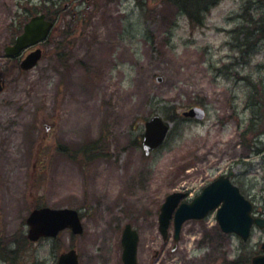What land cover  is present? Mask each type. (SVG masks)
Listing matches in <instances>:
<instances>
[{
  "label": "rangeland",
  "instance_id": "rangeland-1",
  "mask_svg": "<svg viewBox=\"0 0 264 264\" xmlns=\"http://www.w3.org/2000/svg\"><path fill=\"white\" fill-rule=\"evenodd\" d=\"M193 2L192 23L173 0H0V264H54L71 248L80 264H122L127 223L138 264H250L259 253L264 229L244 243L219 232L215 212L186 222L174 252L173 225L169 241L159 232L169 194L189 202L227 172L264 218V0ZM67 3L42 60L8 74L3 49L21 23ZM194 106L205 119L181 122ZM156 115L171 131L146 157L144 123ZM94 144L102 154L87 163L64 153ZM36 206L78 209L84 233L30 243Z\"/></svg>",
  "mask_w": 264,
  "mask_h": 264
},
{
  "label": "water",
  "instance_id": "water-1",
  "mask_svg": "<svg viewBox=\"0 0 264 264\" xmlns=\"http://www.w3.org/2000/svg\"><path fill=\"white\" fill-rule=\"evenodd\" d=\"M52 27V22L47 21L44 15H38L30 19L23 28V33L15 38L13 45L5 48L6 57H14L24 49L44 41ZM42 51L37 49L31 52L19 63L22 71H28L36 66L42 57ZM3 90L2 77L0 75V93ZM183 117L202 120L204 111L200 108H192L184 112ZM169 125L154 116L144 125L142 136V149L146 156L157 150L164 142ZM183 193H173L166 197L162 204L158 218L159 231L163 238L168 236L171 220L174 225V241L180 237L182 225L188 220H200L207 214L217 209L216 220L224 233H235L243 241H247L251 228L255 224L260 229L264 228V219L251 216L252 204L246 200L237 187L230 183L229 176H221L203 189L200 195L190 203H181ZM28 226L27 238L35 242L40 238H54L65 229H70L73 234L80 235L83 231L78 212L71 209H51L43 207L33 210L26 219ZM123 264H137L136 252L138 234L126 225L122 234ZM261 255L255 256L252 264H264V244L261 246ZM57 264H78L74 250L62 254Z\"/></svg>",
  "mask_w": 264,
  "mask_h": 264
},
{
  "label": "trees",
  "instance_id": "trees-1",
  "mask_svg": "<svg viewBox=\"0 0 264 264\" xmlns=\"http://www.w3.org/2000/svg\"><path fill=\"white\" fill-rule=\"evenodd\" d=\"M179 1L173 0V4L176 5V6H179V7L183 8L185 10V12H187L189 19L193 23V15H192V12H190V10H192L193 8H195L196 3L193 2L194 0H179ZM53 15L54 14H52V15L51 14H46V16L48 18L53 17ZM23 23H21V24H23ZM61 45L62 44H60V46ZM60 46L57 47V50L60 49ZM58 55H62V53H58ZM10 62H12L13 67H11L10 70L8 69L9 70V71H7L8 74L11 73V71L13 70V68H16L17 67L16 62H14V61H10ZM174 118H177V117L174 115V117L172 118V120ZM138 143H139V141H138ZM94 145H95L94 147L93 146L92 147L86 146V147L82 148L79 151L71 152V151L68 150V151H64V153L65 154L67 153V156L70 157V158H73V159H76L77 157L80 156L85 161V163H87L88 161H90V159L93 156H96L97 157V156H100L102 154V152L98 148V144H94Z\"/></svg>",
  "mask_w": 264,
  "mask_h": 264
},
{
  "label": "bare ground",
  "instance_id": "bare-ground-1",
  "mask_svg": "<svg viewBox=\"0 0 264 264\" xmlns=\"http://www.w3.org/2000/svg\"><path fill=\"white\" fill-rule=\"evenodd\" d=\"M143 195H144V193H143V191H141V194L139 193V195H137L138 196V200H140L141 197L144 199Z\"/></svg>",
  "mask_w": 264,
  "mask_h": 264
},
{
  "label": "flooded vegetation",
  "instance_id": "flooded-vegetation-1",
  "mask_svg": "<svg viewBox=\"0 0 264 264\" xmlns=\"http://www.w3.org/2000/svg\"><path fill=\"white\" fill-rule=\"evenodd\" d=\"M69 7H71V3H70V6H69ZM226 175H228V172L226 173ZM158 257H159V256H158ZM158 257H157V258H158Z\"/></svg>",
  "mask_w": 264,
  "mask_h": 264
}]
</instances>
